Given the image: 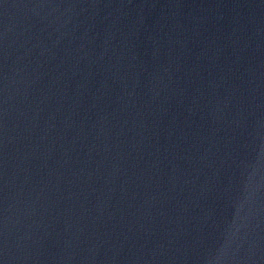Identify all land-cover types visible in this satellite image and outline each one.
Instances as JSON below:
<instances>
[{"label":"water","instance_id":"obj_1","mask_svg":"<svg viewBox=\"0 0 264 264\" xmlns=\"http://www.w3.org/2000/svg\"><path fill=\"white\" fill-rule=\"evenodd\" d=\"M0 264H264V0H0Z\"/></svg>","mask_w":264,"mask_h":264}]
</instances>
